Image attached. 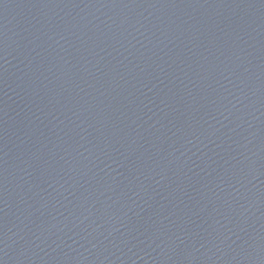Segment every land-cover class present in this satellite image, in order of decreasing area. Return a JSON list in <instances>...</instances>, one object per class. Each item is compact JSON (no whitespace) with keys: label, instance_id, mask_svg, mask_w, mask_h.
I'll list each match as a JSON object with an SVG mask.
<instances>
[{"label":"water","instance_id":"water-1","mask_svg":"<svg viewBox=\"0 0 264 264\" xmlns=\"http://www.w3.org/2000/svg\"><path fill=\"white\" fill-rule=\"evenodd\" d=\"M0 264H264V0H0Z\"/></svg>","mask_w":264,"mask_h":264}]
</instances>
